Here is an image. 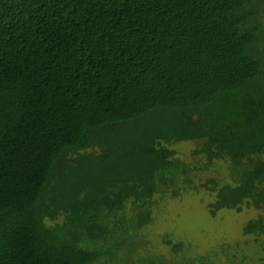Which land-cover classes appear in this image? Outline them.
<instances>
[{
  "label": "trees",
  "instance_id": "trees-1",
  "mask_svg": "<svg viewBox=\"0 0 264 264\" xmlns=\"http://www.w3.org/2000/svg\"><path fill=\"white\" fill-rule=\"evenodd\" d=\"M195 171L264 207V0H0V264H176L135 231Z\"/></svg>",
  "mask_w": 264,
  "mask_h": 264
},
{
  "label": "rangeland",
  "instance_id": "rangeland-1",
  "mask_svg": "<svg viewBox=\"0 0 264 264\" xmlns=\"http://www.w3.org/2000/svg\"><path fill=\"white\" fill-rule=\"evenodd\" d=\"M173 147L184 155L195 144L180 142ZM215 168L209 173L227 175L222 163ZM194 174L190 186L179 184L176 196L171 189L153 196L152 220L135 231L142 244L133 258L163 256L176 264L196 263L203 258L218 264H264V234L257 236L244 230L250 220L264 214V207L243 205L240 209L223 208L212 213L210 205L216 194L201 186L206 179L202 172ZM177 244L181 245L178 252L173 249Z\"/></svg>",
  "mask_w": 264,
  "mask_h": 264
}]
</instances>
